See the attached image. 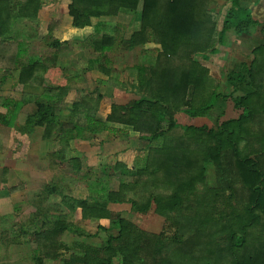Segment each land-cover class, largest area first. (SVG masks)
Wrapping results in <instances>:
<instances>
[{
  "label": "trees",
  "instance_id": "obj_1",
  "mask_svg": "<svg viewBox=\"0 0 264 264\" xmlns=\"http://www.w3.org/2000/svg\"><path fill=\"white\" fill-rule=\"evenodd\" d=\"M69 1L74 28L92 26L95 20L121 12L136 13L138 30L129 38L99 34L98 40H90L100 59L118 45L125 50L149 43L156 46L155 56L136 67V99L112 104L101 120L96 117L101 97L79 94L67 108L68 123H60L65 110L60 100L67 87L43 86L50 69L47 61L25 58L22 51L13 50L22 44H10L18 39L12 28L37 18L41 0H0V50L9 53L0 55V69L19 71L13 90L21 93L19 100L0 98V108L6 112L0 113V124L12 128L22 107L32 103L35 111L24 118L19 132L32 136L42 128L48 156L67 165L75 177L82 170L79 160L66 152L69 142L85 133L126 134L111 128L122 126L139 133L138 138L148 144L147 153L138 168L128 169L121 162L103 167L105 177L109 171H121L128 178L115 190L100 186L96 179L85 183L91 195L76 199L55 185L45 187L43 194L57 196L66 212L51 215L36 210L18 232L21 238L12 239L30 245L29 264H115L116 260L119 264H264V41L252 51L249 64L226 75L229 97L241 110L237 119L223 122L218 130L182 126L175 119L178 113L205 118L224 96L197 59L205 61L219 53L230 32L242 36L259 26L264 37V22L254 18L243 0ZM212 1L229 5L219 30L209 10ZM49 60L54 66L55 57ZM101 70L109 74L107 68ZM25 87H42V97L24 93ZM238 92L241 95L234 96ZM110 204L128 205L136 215L153 212L163 219L164 228L158 234L146 232L121 214L111 213ZM19 210L0 198V219L5 218L4 212ZM77 211L82 221L109 220L108 228L98 226L108 234L102 244L61 241L66 232L83 239L95 236L68 219Z\"/></svg>",
  "mask_w": 264,
  "mask_h": 264
},
{
  "label": "crops",
  "instance_id": "obj_2",
  "mask_svg": "<svg viewBox=\"0 0 264 264\" xmlns=\"http://www.w3.org/2000/svg\"><path fill=\"white\" fill-rule=\"evenodd\" d=\"M245 2H249V4L256 2L255 5L259 7V14H261L262 18L264 17V0H243L242 2L243 6H246ZM69 3H70L69 0H41V8L38 12L37 18L32 20L28 19L17 22L16 26L12 28V30L16 31L18 35V39L17 42H12L10 44L13 43L22 44V46L19 49H13V50H16V52L22 51L25 58H30L34 60L41 59L42 61L43 60L47 61L48 67H50V69L48 70L47 73L48 78H46V80L43 82V86L48 85V86L57 87L63 85L67 87L68 89L67 93L63 97H61L60 100L61 106L65 108L63 114H61L58 118L60 120V123H66V124L68 123L69 112L67 108L72 103H74L75 100H77L78 95L86 94L89 92L98 94L101 97L99 101L98 110L96 112V117L97 118L99 117L98 119L104 120L106 116L110 113V108L112 104L123 105L130 99L133 98L136 99L135 98L136 93L138 92L136 67L140 64H144L145 59H148L151 56H153L154 52H156L157 49L154 44H150V43L143 46V48H135L133 50H125L121 47V45H118L117 47L115 46V48L112 49L110 53H108L107 58L100 59L99 56L100 54L94 51L93 47L90 44V40L91 39L94 41L98 40L99 34L101 35L107 34L110 36L117 35L118 38L119 37L121 38L123 36L124 39H127L131 36L133 32L138 30V18H137L138 16L136 15V13L127 14L121 12L116 17L102 18L100 20H95L93 21L92 26H88L84 28H74L72 26L71 18L68 14ZM254 18L257 19L256 17ZM259 22H261V18ZM263 22H264V18H263ZM56 44H59L60 46L57 47ZM0 55L9 56L8 49L0 50ZM54 57H55V63L53 66V64L50 62L49 59H53ZM101 68H107L109 74H105L101 70ZM18 74H19L18 70L0 69L1 99H13V100L21 99V93H19V91L17 92L13 90L16 84V79L18 78ZM42 87H25L23 88V92L42 97V92H43ZM94 97L97 96L95 95ZM44 99H46V97H44ZM29 105H32L34 107L32 103L23 106L22 109L19 111V114L17 115V119L12 128L20 124V119H22L21 114L24 115L23 109L28 107ZM34 111L35 110L31 111L27 115H24L25 117L24 116L23 117L26 118V116L30 115ZM2 113L5 114L6 113L5 110ZM181 115L186 116L182 113H178L175 116V118L181 119ZM187 118L183 119L184 124L182 126L189 125ZM197 119L200 118L191 119V120H197ZM179 124L181 125V123ZM5 128L10 129L9 127L0 124L1 154L4 150L3 134L6 131ZM111 128L112 130L123 131L122 126H114ZM15 129H17L18 131V128ZM38 129L35 130V133H37L36 131H39L37 134L39 137L40 144L38 143L37 146L42 151L41 146L43 147V149H45L48 146L43 145L44 143L41 140L43 129L42 128L40 130ZM109 132L113 133L112 131H105L99 134L103 135ZM19 135H21V137L24 138L21 140L23 145L21 146L20 143L19 144L17 143V145L18 148L21 146V148H19V151L23 150L25 152V155H23V158H20V160L13 159L11 163L13 164L18 163L20 165L19 167L24 168L23 171L22 170L20 171L21 176L27 175V173L29 174L35 173V170L31 171L30 169H27L28 166L26 165L27 161L25 159L27 157L29 158L27 152L30 151V149H32L33 147V145L30 144L31 138L30 136H27L25 134H19ZM85 135H90V133L88 134L85 133ZM122 135L121 132H119L116 135L115 133H113V136L110 139L113 140L114 138H117ZM98 136L99 135H97L94 139L91 140L90 138H88V140H81V139L71 140L69 142V147L66 152L67 153L66 155L70 154L74 150L73 148V143L75 144L74 141L78 142L79 145H85L86 143H89V145H91L93 144L91 142H93V140L94 141L97 140ZM135 139H136V141H134L135 143L140 142L141 144H143V146L141 145L142 146L141 149H137L140 151L139 153H143V154L145 153L146 155L147 146H148L147 142L141 140L140 138H138V136ZM77 152H79L80 155L84 154L82 150L80 151L78 150ZM143 154L140 156L142 161L145 157V155L143 156ZM7 157L8 155H5V159H7ZM42 158L43 157H41V159ZM41 159L39 160L37 159V160L41 162L40 161ZM8 162H9L8 164H3L2 166H0V182L7 184H8L9 176L11 174L10 160ZM35 166L38 167L41 166V164L38 163ZM48 166H51V168L53 169L57 168L60 170L62 168L66 169L65 167H68L67 165H64L61 161L55 158H51V161L48 164ZM3 170L6 171L5 174L3 173ZM37 172H39V169L37 170ZM47 172L49 173V171ZM4 178H6L5 181L3 180ZM16 185L20 186V188L8 192L7 190L13 187H8V188L6 187L4 190L0 192V198L5 200L6 199L10 200L12 205L20 204L21 200H24L26 196L24 194V196L22 195L18 197L21 194L20 190L22 188V184L18 182L14 184V186ZM15 199L17 200L15 201ZM53 199L57 200V196H54ZM121 206L127 207L129 211H131L130 207L124 204L122 205L110 204L108 206V209L111 213H115L114 212L115 207H121ZM18 208L20 209V207ZM17 213L26 214L25 211L22 212V208ZM30 213H32V211ZM116 213L121 214L118 212ZM3 214L6 215L5 217H8V216H12L14 213L13 211L12 212L8 211V212H4ZM122 214L124 215V213ZM74 215L77 216L76 220L79 218L78 220L81 221L80 223H83V225L88 223V225L96 226L95 231L85 230L84 227L80 226L86 233L95 235L93 236V239H96L98 237L100 231L105 233V231L99 230L98 226H101L102 228H108L109 226V220L107 219H101L98 221L95 220L82 221L80 211H77V213H75ZM21 229L22 228L18 227L19 232ZM80 239L83 238L78 237L79 241H75L73 243H78L79 245L81 244L89 245V243H85V240L81 241ZM64 243L69 244L65 241ZM53 263L55 264V262Z\"/></svg>",
  "mask_w": 264,
  "mask_h": 264
},
{
  "label": "rangeland",
  "instance_id": "obj_3",
  "mask_svg": "<svg viewBox=\"0 0 264 264\" xmlns=\"http://www.w3.org/2000/svg\"><path fill=\"white\" fill-rule=\"evenodd\" d=\"M245 4V7L249 8L252 13L254 12V15L256 16L258 22L261 18V22L259 23H263L264 17L262 18L261 14H259V7L255 5L256 2H253L251 4H249V2H245ZM228 7L229 5L222 1H212L209 6V10L214 14V21L216 23L217 30H219L221 27V21L223 19V16L226 14ZM263 41L264 37L260 32L259 26L252 28L249 33L242 36H236L235 34L230 32L227 34L225 46L219 49V53H217L216 55H209L208 59L205 61L201 58H198L197 60H199V63L203 67L208 69L209 75L218 83L220 87L219 93L224 96L223 98H220L216 101V104L207 117L197 120H191L186 116L181 115V119L175 118L176 121L183 125V119L187 118L189 125H205L209 128L218 130L219 126L223 122L231 119H237L239 115H241V110L237 109L234 106L233 101L229 97L231 88L227 86L225 78L228 72H237L242 69L243 64H249L253 60L252 51L259 45L263 44ZM154 56L155 52L153 54V57ZM149 60L150 59H145L144 63ZM238 95H241V93L238 92L234 94V96ZM33 110L34 107L32 105H29L28 107L23 109V113L24 115H27ZM3 111L4 109L0 108L1 114H4L2 113ZM21 115L22 119H20V124H18V126L14 128H5L6 131L3 134L4 150L2 154L0 152V166H2L3 164H8V161L10 160L11 174L9 176L8 184L0 182V192L6 187H13L11 189L16 190L20 188V186H14V184L18 182L21 183V194L19 193L20 195L18 194V197L22 195L24 196V194L26 197H23L24 200H21V203L18 204L19 206L17 204L16 206L20 207V209L22 208V212L25 211L26 214L15 213L12 216L0 219V264H29L30 245L15 244L12 239H14L15 235L19 234L18 227H27L29 218L30 216H32L30 214H32L36 210H38L39 212L41 210L48 211L51 215H54L55 213L60 214L61 212H66L63 206L58 203V200L53 199V196L49 197L48 194H43L45 187L49 188L52 187V185H55L58 189L62 190L64 194L70 197L76 199H85L89 194L91 195V189H89L85 185V183H93L94 180L97 181L96 179H98L100 186L104 185V187L107 189L115 190L118 188L120 181L124 178V174L121 171H109L107 173L108 177H105L102 172L103 167L114 166L117 162H121L125 164L128 169L131 167L138 168L141 167L143 162L140 157L143 153H139L140 151L137 150L141 149L143 144H141L140 142H134L136 141L135 138L137 136L139 137V133L132 132L130 129H124L122 127L123 131L126 132V134H121L122 136L114 138L113 140L110 139L112 138L113 133L109 132L103 135L97 134L99 135L98 139L95 141L93 140V142H91L93 144L91 145H89V143H86L85 145H79L78 142L74 141V150L66 156L74 157L75 159L79 160V164L82 170L79 176L76 175L75 177L69 167H65L66 169L62 168L61 171L60 169H53L51 168V166H48L51 161V158L48 156L49 147L43 149V147L40 145L42 151L40 150V148L37 146L38 143L40 144L37 134L39 131H36L37 133H34L32 136H30V144L33 145V147L32 149H30V151L27 152L29 158H25L27 161L26 165L28 166L27 169H30L31 171L35 170V173H27V175L21 176L20 171H23L24 168L19 167L20 165L18 163H11L13 159L20 160V158H23V155H25V152L23 150H21L22 152L19 151V148H21V146L23 145L21 140L24 138L19 135L21 134L19 130L17 131V129H15L21 127V122H23L25 117L23 114ZM114 126L115 125H111V127ZM97 135H83V137H80V139L88 140V138H90L91 140L94 139ZM17 143L21 144L19 148ZM78 150H82L84 154L80 155V153L77 152ZM5 155H8L7 159H5ZM144 155L145 153L143 154V156ZM41 157L43 158L41 159ZM37 159H41V162H39ZM38 163L41 164V166L36 167L35 165ZM38 169L39 172H37ZM47 171H49V173ZM212 173L213 170L212 168H210L208 174L212 176ZM124 179L128 178L126 177ZM45 197L46 200L43 201L42 199ZM16 200L17 199H15V201ZM31 211L32 213H30ZM114 212H118L121 214L124 213V215L122 214L124 217L133 222L142 230L149 233L158 234L164 228L163 219L155 215L153 212H150L146 215H135L134 213L129 211L127 207L124 206L115 207ZM76 217V215L69 214L68 219L79 224L81 221L78 220L79 218L76 220ZM79 226L84 227L85 230L89 231L96 230V226L88 225V223L84 225L83 223H80ZM107 235L108 234L106 232L103 233L102 231H100L96 239L91 238L80 240H85V243H89V245H100L105 240ZM19 238L21 237L19 236ZM63 240L69 244L75 241H79L78 237L67 232L61 236V241ZM45 264L54 263L52 261H47L45 262ZM115 264H119V261L116 260Z\"/></svg>",
  "mask_w": 264,
  "mask_h": 264
}]
</instances>
